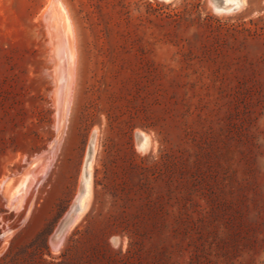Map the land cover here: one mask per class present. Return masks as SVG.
I'll use <instances>...</instances> for the list:
<instances>
[{
	"label": "rangeland",
	"instance_id": "374dc122",
	"mask_svg": "<svg viewBox=\"0 0 264 264\" xmlns=\"http://www.w3.org/2000/svg\"><path fill=\"white\" fill-rule=\"evenodd\" d=\"M57 3L78 45L60 139ZM0 264H264V0H0Z\"/></svg>",
	"mask_w": 264,
	"mask_h": 264
},
{
	"label": "bare ground",
	"instance_id": "6f19581e",
	"mask_svg": "<svg viewBox=\"0 0 264 264\" xmlns=\"http://www.w3.org/2000/svg\"><path fill=\"white\" fill-rule=\"evenodd\" d=\"M162 1L168 2L171 0H162ZM225 1H226V4H228V5L222 4L221 6H219V5H215V3H213L216 11H219V12L221 11V12H226V13L232 12L235 9H238L243 5V0H225ZM54 3H52V4H54ZM58 3L56 4L57 9L55 8L56 9L55 11L59 12L58 13L59 16H58V14H56L57 17L55 19L52 16L54 19L52 21V23L50 20L51 18L48 19V21L50 20V24L52 25L50 32L52 35V43H53L54 48H55V52H54L55 53V55H54V58H55L54 77H55V81L57 83L55 99H56V102L58 105V112H59L58 113L59 119L57 120L58 122H56V124L58 123V125H56V126H58V138L60 139L63 132L66 131V130H64V128H65L64 125H65V122L67 121L66 120V113L68 110L67 106L70 102L69 101V99H70L69 93H70V90L76 86V85L75 86L73 85V82L75 79L74 69H75V64L77 61L76 46H78V45L75 46V39L77 36L75 37L73 32H72L73 27H71V23H69L68 17L65 15V13L63 11L64 10L63 6H61ZM51 8H52V6H51ZM52 9H51V11H52ZM53 12H54V9H53L52 13ZM47 26H49V25L47 24ZM77 49H78V47H77ZM51 76H53V75H51ZM76 81H77V79H76ZM75 83L78 84V82H75ZM72 95H74V93ZM73 106H74V104H73ZM148 144H149L148 137L146 135H144V137L142 138V142L140 143L139 146L141 149H144L148 146ZM91 148L92 147L90 145L89 151ZM89 151L87 153V157H86L87 159L85 161V167L82 171L80 193H79V196H78V198L74 204L75 206H78L79 209H78V212L75 213V215L73 214V219H72L70 228L81 220V218L83 217V214L86 212V210L88 208V205H89V202L91 199V195H92L91 176H92L93 158L91 156H93V155L90 154ZM91 153H92V151H91ZM28 171L30 172V169ZM29 172L28 173L25 172L27 174L25 179L23 178L18 182L15 181V179H13L14 178L13 177V178H10L8 180H5L2 183V185H3L2 194L9 200V202L11 201V203H12V201H13V204L15 206L21 204L24 201L23 198L25 197L26 192H28L30 188H33L32 185L29 183L30 179H31V178L28 179ZM32 175H34V174H32ZM33 178L35 179L34 176L32 177V179ZM20 207H18V208H20ZM55 242H57V241H55ZM58 244L59 243H56L53 245L57 246Z\"/></svg>",
	"mask_w": 264,
	"mask_h": 264
},
{
	"label": "water",
	"instance_id": "95a60500",
	"mask_svg": "<svg viewBox=\"0 0 264 264\" xmlns=\"http://www.w3.org/2000/svg\"><path fill=\"white\" fill-rule=\"evenodd\" d=\"M223 1L224 0H213V3H215V5L221 6L223 4ZM91 151H92V148L89 151L90 154H91ZM78 209H79L78 206H75V205L73 206L69 216L64 221L63 230H65L66 228H69L71 226V222H72V219H73V214L75 215V213L78 212Z\"/></svg>",
	"mask_w": 264,
	"mask_h": 264
}]
</instances>
